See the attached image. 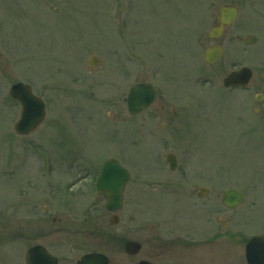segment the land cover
Instances as JSON below:
<instances>
[{"label":"rangeland","instance_id":"rangeland-1","mask_svg":"<svg viewBox=\"0 0 264 264\" xmlns=\"http://www.w3.org/2000/svg\"><path fill=\"white\" fill-rule=\"evenodd\" d=\"M221 5L239 14L219 40L222 58L207 65V34ZM248 35L257 42L245 44ZM92 55L101 60L94 70ZM243 66L253 70L250 85L225 90L223 77ZM147 81L160 90V103L177 109L172 132L152 109L133 117L127 111L130 87ZM18 82L48 103L43 124L25 136L15 132L21 108L9 98ZM200 124L210 132L197 142L191 129ZM111 156L123 157L132 173L118 228L145 225L147 232L161 223L178 232L173 212L193 210L191 188L207 181L210 210L223 205L229 188L246 195V234L255 233L264 209V0H0V264H25L37 243L61 254V264L102 246L123 253L119 241L98 240L94 225L81 228L63 210L73 200L93 205L96 177ZM46 206L63 223L71 219L76 234L40 236L35 228L37 239L18 240L21 217L32 214L38 228L58 225L53 215L43 221Z\"/></svg>","mask_w":264,"mask_h":264},{"label":"flooded vegetation","instance_id":"flooded-vegetation-1","mask_svg":"<svg viewBox=\"0 0 264 264\" xmlns=\"http://www.w3.org/2000/svg\"><path fill=\"white\" fill-rule=\"evenodd\" d=\"M217 24L218 23L215 22V25ZM223 36L219 37V39L216 41H212L211 46H222L219 40ZM157 91L158 94L154 102L146 111L152 109L155 113V116L163 118L166 121L160 124L162 130L166 131V133L168 131L172 132V126L177 125L175 122V119L178 117L177 109L175 107L169 108L170 106L166 102L160 103L158 101L160 98V90L157 88ZM129 115L130 117L137 116L131 114ZM130 117L127 119L130 121L133 120ZM205 126H207V124H200L198 127L191 129L195 141H203L207 135L206 131L210 132L209 128H204ZM216 130L218 129L214 128L212 132ZM177 134L182 137V130L178 131ZM122 158L123 157L111 156L105 158L103 162L115 159L118 160L126 169H128ZM174 159L177 167L178 160L176 157H174ZM131 174L132 173L130 172V179L124 185L122 204L119 209H116L115 211H109L107 209V202L104 194L98 192L97 179L100 176V172L98 173L94 183L95 199L94 202H90L93 205L88 206V204L86 205L84 203L82 205V203L74 202V200L63 204V210L66 209L69 215L71 214V210L73 214L77 215L79 219L76 221L81 226V228L89 226V228L92 230L91 227L94 225L95 236L98 238V240L99 238H109L114 242L119 241L118 245L121 243L123 249V253L109 252L111 250H104L103 246L101 245L102 243L99 241L101 243L100 245L102 246L100 249L91 250L81 255L75 260L74 264H76L77 261L86 254H96L98 256L99 264H250L246 257V246L253 236L261 237L264 235V224H261L264 222V218L262 219V217H264V209L261 210V214L257 215L258 219L254 221V224L257 227L255 233L248 236L246 234V223L251 217V214L245 212L246 210L244 209V206H242L244 203H242L237 208H229L222 202L223 205L221 207L210 210L207 205L209 202H206L208 199L205 200L204 198L211 194L210 192L213 190V186L207 181H199L193 185L190 191L194 196L193 200H195L193 210L192 208L190 210L184 208L183 210L179 209L176 212H173L174 216L179 218V220L176 222L181 223V225L177 226L178 228L176 227L179 230L178 232L169 231L170 228L167 226L163 228L161 223L159 225L151 224L147 232L142 230L145 225L133 227L125 224L122 226L124 228H118L124 219L120 216V212L125 206V193H127L126 191L129 185L132 183ZM177 182L178 179L176 183ZM165 189L179 193L180 190H185V187L168 185L165 187ZM239 191L242 192L240 189ZM88 195L91 196V192H89ZM69 199L70 197L68 200ZM241 208L242 210H240ZM216 211L219 212L217 216L215 214ZM50 213V207L46 206L41 213L43 214V217H45L43 221L49 223V219L47 218L53 215L51 221L53 224L58 225L48 227L41 226L38 228V225L34 226L32 214L31 219L29 218L27 221L21 217L18 228V240L25 237L37 239L34 237V232H32L36 230L40 236H43V232L48 235L59 234L61 236L64 233H68L71 236L76 234V231L72 232V227L70 226L71 219L67 218V220L63 223V219L58 218L56 215ZM183 219H186V226ZM130 221L133 222V219ZM26 222H31L30 225L32 227H30V229L23 228ZM110 225L111 228L108 229L107 226ZM81 230L83 229H80V231ZM128 235H132L131 238H129ZM120 237H122L121 240ZM128 243H132V247L130 249L126 248ZM34 246H40L42 247V250L48 252V254L51 256L50 263H55V260L56 264L62 263L61 254L53 252L49 246L43 243H37L29 246L26 250L24 259L25 264H27V251ZM121 254H124L125 256L120 258L119 256H121ZM260 255L261 256H259L257 264H264V246L263 251L260 252Z\"/></svg>","mask_w":264,"mask_h":264},{"label":"water","instance_id":"water-1","mask_svg":"<svg viewBox=\"0 0 264 264\" xmlns=\"http://www.w3.org/2000/svg\"><path fill=\"white\" fill-rule=\"evenodd\" d=\"M219 16L217 18L219 24L214 27L209 36L211 38H219L226 26L230 25L238 15V8L236 6H221L219 8ZM257 41L255 36H247L245 38L246 44H254ZM223 50L220 46L209 48L205 52V60L209 64L218 61L222 56ZM100 60L96 56H91L88 66L95 68ZM253 72L248 67H243L240 70L233 71L224 78L223 83L227 88L235 86H247L252 78ZM157 92L155 88L149 83H139L134 85L128 95V109L130 113L137 114L150 106L154 101ZM9 97L22 106L21 117L16 122L14 128L19 134L27 135L37 128V126L44 119L46 114V106L44 101L36 96L32 91V86L25 83L14 84L10 91ZM172 169H174V159L169 158ZM104 181L100 183V192L105 193V198L108 201V209H118L122 204L123 189L127 182L129 175L121 170V167L116 162H109L104 168ZM244 200L241 193L235 190L226 192L225 204L230 207H236ZM264 237H254L248 244L247 257L250 264H257L260 252L263 251ZM51 256L42 250L41 247L31 249L27 256V264H56L50 263ZM78 264H99L98 256L90 254L83 257Z\"/></svg>","mask_w":264,"mask_h":264}]
</instances>
